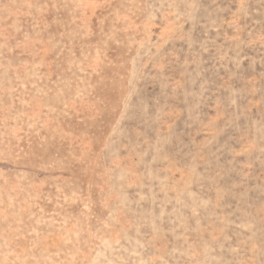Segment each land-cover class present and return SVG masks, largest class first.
<instances>
[{
  "label": "rangeland",
  "instance_id": "1",
  "mask_svg": "<svg viewBox=\"0 0 264 264\" xmlns=\"http://www.w3.org/2000/svg\"><path fill=\"white\" fill-rule=\"evenodd\" d=\"M0 264H264V0H0Z\"/></svg>",
  "mask_w": 264,
  "mask_h": 264
}]
</instances>
